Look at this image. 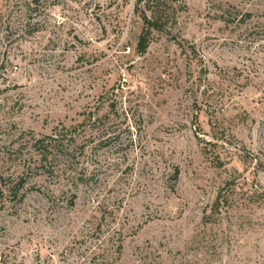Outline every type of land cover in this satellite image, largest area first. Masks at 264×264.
Returning <instances> with one entry per match:
<instances>
[{
    "label": "rangeland",
    "instance_id": "1",
    "mask_svg": "<svg viewBox=\"0 0 264 264\" xmlns=\"http://www.w3.org/2000/svg\"><path fill=\"white\" fill-rule=\"evenodd\" d=\"M136 1L0 0V264H264V0Z\"/></svg>",
    "mask_w": 264,
    "mask_h": 264
},
{
    "label": "trees",
    "instance_id": "2",
    "mask_svg": "<svg viewBox=\"0 0 264 264\" xmlns=\"http://www.w3.org/2000/svg\"><path fill=\"white\" fill-rule=\"evenodd\" d=\"M165 5L159 0H137L135 5V13L142 21V27L138 36L136 50L139 54H144L150 43L153 32H163L168 21V14L161 6ZM193 54L194 51H191ZM195 54V53H194ZM193 54V55H194ZM57 132L56 137L43 136L37 139L35 146H39L40 159L47 161L48 157L62 159L63 168L59 171L66 178L71 176V155L74 151L72 146L73 137L71 129H62ZM227 181L218 190L213 202L214 211H218L223 206L227 205L231 198V189L234 182Z\"/></svg>",
    "mask_w": 264,
    "mask_h": 264
}]
</instances>
